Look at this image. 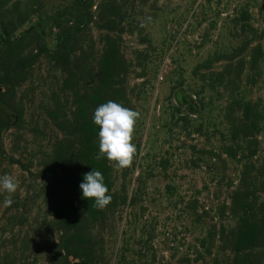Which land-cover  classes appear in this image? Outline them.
<instances>
[{"label":"rangeland","instance_id":"1","mask_svg":"<svg viewBox=\"0 0 264 264\" xmlns=\"http://www.w3.org/2000/svg\"><path fill=\"white\" fill-rule=\"evenodd\" d=\"M108 101L139 113L122 169ZM4 175L0 264H264V0H0Z\"/></svg>","mask_w":264,"mask_h":264},{"label":"clouds","instance_id":"2","mask_svg":"<svg viewBox=\"0 0 264 264\" xmlns=\"http://www.w3.org/2000/svg\"><path fill=\"white\" fill-rule=\"evenodd\" d=\"M138 116V112L115 101L102 103L95 108L92 121L98 126L99 152L97 158L106 156L121 169L131 166L136 153V147L131 141ZM17 187L18 184L14 177L0 176V189L9 194L4 201L5 206L13 203L11 194L16 191ZM79 188L82 196L92 199L97 208L103 209L112 199L104 183V176L99 170L91 169L84 173Z\"/></svg>","mask_w":264,"mask_h":264},{"label":"water","instance_id":"3","mask_svg":"<svg viewBox=\"0 0 264 264\" xmlns=\"http://www.w3.org/2000/svg\"><path fill=\"white\" fill-rule=\"evenodd\" d=\"M71 264H80L79 262H73V263H71Z\"/></svg>","mask_w":264,"mask_h":264}]
</instances>
